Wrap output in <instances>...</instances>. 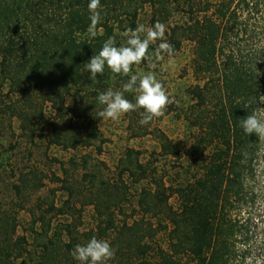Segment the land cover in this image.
Listing matches in <instances>:
<instances>
[{
	"label": "trees",
	"instance_id": "obj_1",
	"mask_svg": "<svg viewBox=\"0 0 264 264\" xmlns=\"http://www.w3.org/2000/svg\"><path fill=\"white\" fill-rule=\"evenodd\" d=\"M46 1L65 16H55L51 26L36 20L39 16L31 18L35 36L24 46L8 37L0 47V70L21 94L22 105L13 111L22 129L32 135L38 131L41 96L60 118L71 112L69 122L82 118L87 123L82 135L53 122L52 143L91 146L101 136L97 113L102 106L88 102V94L78 107L65 105L68 97L76 102L82 97L85 63L97 46L84 37L90 23L88 0ZM145 5L152 9L151 27L164 25L174 52L184 41L194 47L191 67L197 82L189 94L201 133L190 152L201 158L199 168L177 186L154 179L153 188L142 189L141 217L132 222L115 221L112 208L122 200L120 192H97L92 203L99 213L98 234L79 237L66 226V241L44 230L39 250H30L25 236L16 237V223L0 215V264H79L71 250L92 236L110 241L116 249L108 264H264V194L254 181L260 137L246 135L239 126L246 115H258L264 99V0H100L97 31L113 33L115 21L125 31L135 29ZM175 14L182 18L172 22ZM141 129L148 131L144 125ZM150 133L160 142L159 154L181 157L166 134L158 129ZM129 171L142 180L155 168L137 156ZM38 221L45 224V215Z\"/></svg>",
	"mask_w": 264,
	"mask_h": 264
},
{
	"label": "rangeland",
	"instance_id": "obj_2",
	"mask_svg": "<svg viewBox=\"0 0 264 264\" xmlns=\"http://www.w3.org/2000/svg\"><path fill=\"white\" fill-rule=\"evenodd\" d=\"M151 11L149 5L140 8L137 24L151 28ZM55 16L60 18L65 13L46 0H0V47L10 36L19 47L28 44L35 36L31 18L51 26ZM180 18L182 15L175 14L170 19L174 22ZM113 28V33L101 28L95 37L84 34L97 44L94 55L109 37L115 38L117 46L126 44L125 30L117 21ZM162 42H166V36L158 42L153 41L148 58L134 65L132 70L154 73L163 83L171 103L162 115L144 125L148 131L141 129L139 124L142 109L123 114L117 120L101 119L98 124L100 139L91 146L64 147L52 143L53 122L59 127L65 126L70 133L82 135L87 123L82 118L69 122L71 112L60 118L52 103L43 101L41 96L37 105L41 116L38 131L32 135L29 129H22V120L13 111L22 105L21 94L10 76L0 70V215L16 223V237L25 236L30 250L40 249L46 238L44 230L48 231V236L57 232L66 241L69 240L66 226H71L79 237L90 232L98 234L99 213L92 203L97 192L105 189L106 192H120L122 200L112 208L115 221L117 224L124 220L132 222L141 217L138 200L142 189L153 188L154 179L163 178L166 185L177 186L190 180L199 168L201 158L190 152L196 136L201 133L193 112L194 100L189 94L190 87L197 82L191 67L194 47L191 42L184 41L181 49L169 56L159 49ZM126 80V76L113 74L107 67L97 78L87 73L79 102L68 97L65 105L78 107L87 94L88 102L96 103L99 92L120 90ZM257 116L264 119V99ZM157 129L180 151V158L159 154L160 142L150 133ZM137 156L139 162L151 163L155 168L148 178L138 180L130 173L129 168L134 167ZM254 165L256 188L264 194V136H260ZM170 202L177 204L175 197ZM58 208L64 211L59 212ZM41 214L45 215V224L38 221Z\"/></svg>",
	"mask_w": 264,
	"mask_h": 264
},
{
	"label": "clouds",
	"instance_id": "obj_3",
	"mask_svg": "<svg viewBox=\"0 0 264 264\" xmlns=\"http://www.w3.org/2000/svg\"><path fill=\"white\" fill-rule=\"evenodd\" d=\"M90 37L97 35V25L101 23L100 0H88ZM141 34H144L143 37ZM126 44L117 46L113 37L106 39L97 54L92 55L85 63V70L91 78L104 74L107 67L113 74L126 76L127 80L120 90L107 89L96 95V102L102 106L97 116L101 119L117 120L121 115L143 110L139 120L141 126L149 124L154 117L162 115L166 106L171 103L163 83L152 72H133V66L146 60L150 44L163 40L165 27L157 23L151 28L137 25L135 29H126ZM159 49L171 56L174 46L162 42ZM158 59L160 57H157ZM126 94H133L129 99ZM239 126L246 135L264 136V119L256 113L246 115L239 121ZM71 256L79 264H108L116 254V249L110 241L92 236L85 243L77 244L71 250Z\"/></svg>",
	"mask_w": 264,
	"mask_h": 264
}]
</instances>
